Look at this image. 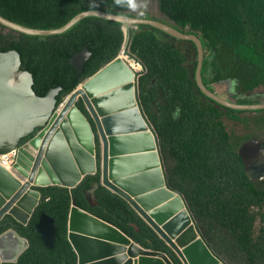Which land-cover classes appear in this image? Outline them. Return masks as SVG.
<instances>
[{
	"label": "trees",
	"instance_id": "1",
	"mask_svg": "<svg viewBox=\"0 0 264 264\" xmlns=\"http://www.w3.org/2000/svg\"><path fill=\"white\" fill-rule=\"evenodd\" d=\"M86 9L134 15L128 12L126 0H121L120 4L116 0H0V15L44 29L62 26ZM158 9L174 27L199 37L204 51L201 76L208 89L213 90V83L229 82L231 101L260 102L241 96L264 86V0H158ZM123 30L122 23L94 15L81 18L61 33L44 36L22 33L0 24V50L18 51L21 68L32 74L36 94L44 95L50 87L60 85L56 95L60 102L85 77L118 54L124 41ZM159 34L182 41L140 23L133 28L129 50L146 66L138 78L139 97L158 134L168 181L184 194L204 236L217 253L220 250L214 237L220 239L232 255L244 259L245 264H264L261 239H256L253 232L255 214L251 211L253 205L260 206L264 202V179L251 180L238 155L239 146L250 135L229 131L225 123V117L245 123L246 118L239 115L245 110L223 106L204 95L195 81L196 61L189 74L181 46ZM83 46L88 48L90 56L77 73L68 59ZM208 70L210 74L206 77ZM157 94L162 102L154 114L149 106ZM76 104L88 115L81 101ZM96 148L99 157L97 139ZM93 181H99L98 172L85 176L74 188L40 187V200L27 224L6 217L0 231L13 227L29 242L17 264L44 261L74 264V254L65 238L71 200L113 223L140 245L162 250L174 264H182L118 194L99 184L95 190L97 203L88 205L82 189ZM41 212L54 217L57 227L52 250L44 246L34 229ZM194 235L192 226L188 227L179 236V244L188 242Z\"/></svg>",
	"mask_w": 264,
	"mask_h": 264
},
{
	"label": "water",
	"instance_id": "2",
	"mask_svg": "<svg viewBox=\"0 0 264 264\" xmlns=\"http://www.w3.org/2000/svg\"><path fill=\"white\" fill-rule=\"evenodd\" d=\"M89 15L118 21L122 30L123 25L127 26L128 55L140 63L141 69L133 71L118 52L57 102L60 85L50 87L44 95L36 94L32 74L21 68L18 51L0 50V153L19 145L14 163L8 168L0 164V221L10 216L25 225L40 200V187L74 188L85 176L98 172L99 181L82 189L88 205L97 203L95 190L101 184L124 198L182 264H229L207 241L184 194L168 181L158 134L139 97L138 78L146 66L129 50L133 28L148 24L172 37L191 41L196 49V84L217 103L256 110L263 109L264 102L236 103L208 89L201 76L204 51L199 37L180 31L171 21L86 9L56 28L30 27L2 15L0 24L44 36L61 33ZM89 56L90 51L83 46L68 61L80 73ZM78 101L88 115L77 106ZM238 155L251 180L264 179V132L243 142ZM190 226L194 237L179 244V236ZM34 229L44 246L51 248L57 237L54 217L41 212ZM65 238L75 264H174L164 251L140 245L74 200L68 208ZM28 245V239L13 227L0 232V264L16 261Z\"/></svg>",
	"mask_w": 264,
	"mask_h": 264
},
{
	"label": "rangeland",
	"instance_id": "3",
	"mask_svg": "<svg viewBox=\"0 0 264 264\" xmlns=\"http://www.w3.org/2000/svg\"><path fill=\"white\" fill-rule=\"evenodd\" d=\"M128 12H130L131 14L137 15V16H141V17L150 16L149 18L158 19V20L165 21L168 23L170 22L169 18L165 14L159 11L158 0H137V7L135 8V10H132L130 8ZM123 28H124L123 33H124V41H125L126 40V31H125L126 27L123 26ZM159 35L162 38L175 42L181 46L183 52L185 53L187 57L186 68L188 69L189 74H191L194 69L195 61H196L195 49L193 45L189 41H185V40L177 41L165 34H159ZM124 41L122 42V44H124ZM121 48L122 47H120V49ZM210 54L211 53H209V55ZM129 59L132 60V58H129ZM209 74H210V70L207 71L205 76L208 77ZM212 88H213V91L217 93L220 97L231 100V96H230L231 88H230L229 82L213 83ZM241 97H244L250 100L264 102V86H259L243 94ZM161 102H162V97L159 94H157L154 101L149 106V111L154 114H157L158 104ZM260 111L245 110L243 112H240L239 115L246 118L245 123L225 117V123L227 125V129L229 131L235 132L240 135H243L249 132L250 130L258 131V130L263 129L264 119L262 120L261 117L264 116V110H260ZM251 211L255 214V221L253 225L254 236L256 239H261L262 249L264 251V202L260 206L253 205L251 207ZM211 234L213 233H210V236L213 238L214 236ZM214 242H215V245L220 250L219 254L228 263L245 264L244 259H242L239 256H234L235 254L232 255L230 251H227L224 245L220 242V239H217L216 237H214Z\"/></svg>",
	"mask_w": 264,
	"mask_h": 264
},
{
	"label": "bare ground",
	"instance_id": "4",
	"mask_svg": "<svg viewBox=\"0 0 264 264\" xmlns=\"http://www.w3.org/2000/svg\"><path fill=\"white\" fill-rule=\"evenodd\" d=\"M126 27V40L124 41V44H122V48L120 49L119 51V56L124 59L130 66V68L133 70V71H139L141 65L140 63L138 62H135L134 59L132 58V60H130L129 58V55H128V49H127V36H128V29H127V26L126 25H123Z\"/></svg>",
	"mask_w": 264,
	"mask_h": 264
},
{
	"label": "built area",
	"instance_id": "5",
	"mask_svg": "<svg viewBox=\"0 0 264 264\" xmlns=\"http://www.w3.org/2000/svg\"><path fill=\"white\" fill-rule=\"evenodd\" d=\"M18 146L14 147V148L6 151V152L0 153V164L1 165L8 168L14 163L16 156H17V153H18Z\"/></svg>",
	"mask_w": 264,
	"mask_h": 264
},
{
	"label": "flooded vegetation",
	"instance_id": "6",
	"mask_svg": "<svg viewBox=\"0 0 264 264\" xmlns=\"http://www.w3.org/2000/svg\"><path fill=\"white\" fill-rule=\"evenodd\" d=\"M129 11V10H128ZM264 119V116L262 117V120ZM264 132V128L263 129H261V130H258V131H249V132H247V133H245V134H243V135H250L247 139H245L243 142H245L246 140H248L249 138H251V137H254V136H260L262 133ZM235 133V132H234ZM237 134V133H236ZM242 142V143H243ZM241 143V144H242ZM259 181V180H258ZM7 216H4L2 219H1V221H0V227L1 226H3L4 224H5V221H7V219L8 218H6ZM6 229V228H5ZM4 229V230H5ZM3 231V230H2ZM2 231H0V232H2ZM53 247V246H52ZM52 247L51 248H47V249H50V250H52ZM27 249V248H26ZM25 249V250H26ZM24 250V251H25ZM23 251V252H24ZM62 253V252H61ZM21 255V254H20ZM20 255H19V257L17 258V260L16 261H14V262H3V263H1V264H17V262H18V260H19V258H20ZM41 264H48L46 261H44V263H41ZM50 264H52L51 262H50ZM74 264H75V262H74Z\"/></svg>",
	"mask_w": 264,
	"mask_h": 264
},
{
	"label": "clouds",
	"instance_id": "7",
	"mask_svg": "<svg viewBox=\"0 0 264 264\" xmlns=\"http://www.w3.org/2000/svg\"><path fill=\"white\" fill-rule=\"evenodd\" d=\"M121 0H116L117 4H120ZM127 7L131 8L132 10H135L137 7V0H126Z\"/></svg>",
	"mask_w": 264,
	"mask_h": 264
}]
</instances>
